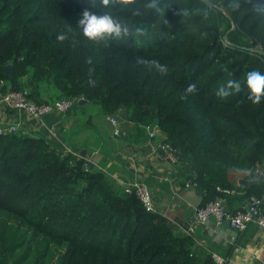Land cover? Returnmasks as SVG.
<instances>
[{
  "label": "trees",
  "instance_id": "trees-1",
  "mask_svg": "<svg viewBox=\"0 0 264 264\" xmlns=\"http://www.w3.org/2000/svg\"><path fill=\"white\" fill-rule=\"evenodd\" d=\"M151 2L110 0L133 34L90 42L67 27L88 0H0V94L26 89L36 103L84 97L114 119L154 124L202 193L199 206L223 197L225 207L241 202L239 208L264 193V179L246 187L228 180L229 171L252 176L264 168V97L253 102L243 86L228 97L215 89L243 81L248 70L264 71V8L257 0H160L167 7L157 14ZM138 57L159 60L167 72L149 70ZM189 83L196 90L187 92ZM0 211L43 237L32 264H41L48 245L50 264H219L134 194L43 135L0 134ZM246 231L235 234L220 264L246 244ZM15 240L1 218L0 246L11 251Z\"/></svg>",
  "mask_w": 264,
  "mask_h": 264
},
{
  "label": "crops",
  "instance_id": "crops-1",
  "mask_svg": "<svg viewBox=\"0 0 264 264\" xmlns=\"http://www.w3.org/2000/svg\"><path fill=\"white\" fill-rule=\"evenodd\" d=\"M91 104L85 99V102L76 104L74 109L64 114L53 112L41 119L0 106V124L19 122L20 128L28 135H43L56 141L60 148L72 147L78 153L84 149V159L94 169L102 171L115 188H123L133 179L142 181L150 190L155 212L175 225L177 230H189L186 234L198 250L214 253L223 259L237 232L230 226L217 225L213 219L206 225H191L193 211L199 206L202 194H198L194 187H185L190 181L186 173L179 165H171L155 155L154 141L149 139L144 125L117 115L115 120L119 133L125 139L114 136L113 126L108 120L110 116L104 113L100 105ZM89 107L96 109L90 111ZM126 115L129 117L131 113L127 110ZM51 131L54 136L50 134ZM257 171L264 174L263 167ZM255 173L251 176L249 172L229 171L228 180L240 187L239 179H254ZM260 178L261 175L258 176ZM240 204L236 202L233 206H226V209L233 210ZM246 229L245 236L241 238L246 244L238 245L231 251L228 264H264V230L253 225Z\"/></svg>",
  "mask_w": 264,
  "mask_h": 264
},
{
  "label": "built area",
  "instance_id": "built-area-1",
  "mask_svg": "<svg viewBox=\"0 0 264 264\" xmlns=\"http://www.w3.org/2000/svg\"><path fill=\"white\" fill-rule=\"evenodd\" d=\"M80 99L81 98H61L55 100L52 103H36L28 97L27 90L23 89L19 91H6L5 93H1L0 106L4 109L23 112L34 119H41L46 114L53 112L57 114H64L70 109L72 104L77 103ZM108 120L113 126V135H118L119 129L117 121L112 117H109ZM144 128L149 139L154 141L153 151L155 152V155L171 165H179L176 149L165 140V135L159 130V128L154 124L144 125ZM16 132L25 133L20 128L19 122L0 124L1 135H7ZM50 134L54 136L53 131H51ZM64 153L78 155L70 148H64ZM254 173L256 174L254 176L255 180L258 179L259 175H261V178L264 179V174L262 171L255 170L253 174ZM190 186L195 188V181L190 180L185 184V187ZM216 189L222 194H231L234 192L230 189H222L220 187H217ZM123 190L125 193L134 194L146 211L155 212L150 190L145 183L137 179H133L124 185ZM210 219H213L217 225L221 224L223 220H228L229 226L235 232H241L245 230L250 224L255 225L261 230H264V193L260 197L251 196L246 203L241 205L233 212L226 209L224 206L223 197H216L214 200L206 203L204 206H198L194 209L191 225H206ZM183 232L186 234L189 233V230ZM234 239L235 234L231 239L232 243L234 242ZM253 252H256V250ZM253 252L251 254H253ZM211 255L217 263L220 264L223 262V259L214 253ZM249 256L250 255L247 257Z\"/></svg>",
  "mask_w": 264,
  "mask_h": 264
},
{
  "label": "clouds",
  "instance_id": "clouds-1",
  "mask_svg": "<svg viewBox=\"0 0 264 264\" xmlns=\"http://www.w3.org/2000/svg\"><path fill=\"white\" fill-rule=\"evenodd\" d=\"M261 8H264V0H257ZM89 6L85 7L75 21V26L67 25L69 31H74L90 42L109 41L115 38L125 39L133 34L125 18L117 15L110 6V0H88ZM154 9L157 14L165 11L167 5L160 3V0H152L148 5ZM232 8L239 7L238 3H232ZM139 10H137L138 12ZM182 14H190L188 8L181 9ZM135 33H142V29L136 28ZM64 34L58 36L63 39ZM137 63L147 65L149 70H156L159 73H166L167 66L157 59H148L138 57ZM246 87L248 97L253 102L261 101L264 97V71L258 69L248 70L244 74V80L228 79L226 82L219 84L215 89V95L218 97H228L234 92H239L241 88ZM196 90L195 83H189L186 87L187 92Z\"/></svg>",
  "mask_w": 264,
  "mask_h": 264
},
{
  "label": "rangeland",
  "instance_id": "rangeland-1",
  "mask_svg": "<svg viewBox=\"0 0 264 264\" xmlns=\"http://www.w3.org/2000/svg\"><path fill=\"white\" fill-rule=\"evenodd\" d=\"M90 106H95L91 104ZM96 108L89 107V110H95ZM99 143H97V146ZM5 218L9 226H11L14 235H16V240L14 242L19 243L17 245L11 242L9 247H15L11 251L7 250L6 247L0 246V259L4 260L7 264L16 262L19 259L23 261L19 264H32L35 262V257L39 252L43 250V237L40 235H35L32 230L25 225L21 224L17 219L12 216H8L6 213L0 211V219ZM51 246H47V251L41 258V264H50L53 261L49 258ZM52 261V262H51Z\"/></svg>",
  "mask_w": 264,
  "mask_h": 264
},
{
  "label": "water",
  "instance_id": "water-1",
  "mask_svg": "<svg viewBox=\"0 0 264 264\" xmlns=\"http://www.w3.org/2000/svg\"><path fill=\"white\" fill-rule=\"evenodd\" d=\"M13 72V69H12V66L8 63H6L4 69H3V74L5 76H10ZM83 102H85V98L82 97L77 103H74L70 106V109H74L76 104H82ZM155 122H157V119H154ZM118 135L120 137H122V134L121 133H118ZM57 136H59L57 134ZM125 139V137H122ZM84 155H85V150L82 149L81 151H79L78 153V156L81 157V158H84ZM263 165H264V161H263ZM258 180H255V179H239L238 180V184L242 187H246V186H249V185H252V184H255ZM103 184H106L105 181H103ZM198 194H202L201 192H198ZM222 225H225V226H229V221L228 220H223V222L221 223Z\"/></svg>",
  "mask_w": 264,
  "mask_h": 264
}]
</instances>
